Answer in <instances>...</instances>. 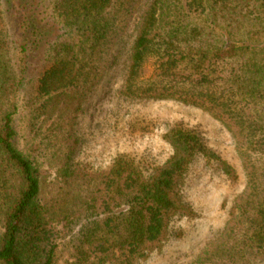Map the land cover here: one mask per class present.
<instances>
[{
	"label": "trees",
	"instance_id": "16d2710c",
	"mask_svg": "<svg viewBox=\"0 0 264 264\" xmlns=\"http://www.w3.org/2000/svg\"><path fill=\"white\" fill-rule=\"evenodd\" d=\"M132 27L119 95L207 112L232 134L246 174L224 229L192 264H264V0H0V264H59L76 226L74 264H136L176 217L194 215L182 189L199 157L237 179L182 125L164 137L172 157L148 176L125 157L95 174L75 167L78 117ZM31 73L44 100L35 118L65 135L49 197L42 127L28 138L17 122Z\"/></svg>",
	"mask_w": 264,
	"mask_h": 264
},
{
	"label": "rangeland",
	"instance_id": "374dc122",
	"mask_svg": "<svg viewBox=\"0 0 264 264\" xmlns=\"http://www.w3.org/2000/svg\"><path fill=\"white\" fill-rule=\"evenodd\" d=\"M133 38L134 27L121 47L118 66L85 102L76 126L80 143L76 146L72 162L84 173L95 174L109 170L117 159L125 157L148 176L172 157L173 148L164 139L172 128L182 125L197 132L210 150L236 169L238 177H228L216 162L199 157L191 166L182 189L183 199L193 209L194 215L176 217L160 249L153 250L146 259L136 263L192 264L224 229L235 199L246 189V174L232 134L207 112L177 101H132L119 95ZM35 75L31 73L27 77L15 98L20 108L17 122L28 138L35 136L38 128L42 127L40 156L48 153L52 161L50 165L45 158L40 159L41 172L48 185L44 195L49 197L52 192L50 185L60 167V141L65 135L53 127L52 122L35 118V113L44 103L38 95ZM50 132L53 135L50 136ZM45 137V144H41ZM79 230V226L74 227L65 239L59 264L75 263L74 247L78 244Z\"/></svg>",
	"mask_w": 264,
	"mask_h": 264
}]
</instances>
